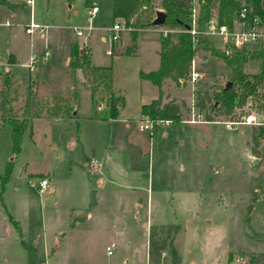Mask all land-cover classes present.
<instances>
[{
	"label": "rangeland",
	"instance_id": "374dc122",
	"mask_svg": "<svg viewBox=\"0 0 264 264\" xmlns=\"http://www.w3.org/2000/svg\"><path fill=\"white\" fill-rule=\"evenodd\" d=\"M8 1L21 6V1ZM33 1V22L46 26L42 33H34L29 39L22 26L26 14L14 11L16 45L23 54L20 59L23 65L16 66L11 82L19 100L16 105L26 97L28 90L31 96L52 95L60 85L66 84L69 79L64 59L71 41L79 47L90 48L92 65L110 68L108 84L115 96L118 93L123 96V105L116 108L114 117H110L107 95L101 83L92 82L85 72L74 70L71 81L78 82L74 114L67 119L43 121L33 126L35 146L26 128L18 151L13 153L10 126L8 123L0 126V176L8 168L5 182L0 183L3 206L13 212L25 207L32 211L44 207L60 213L73 209L77 216L90 208L101 213L115 209L132 212V199L136 198L142 202L140 216L136 219L129 216L121 235L124 241L132 237L138 241L139 247L135 250L140 256H145L148 240L152 255L156 254L158 259L165 254L170 257L172 242L180 248L184 258L189 257V261L222 264V248L228 230L238 235L248 222L254 176L248 142L250 140L252 150L256 147L262 151L261 135L264 132V129L245 125L235 130L225 128L221 122L235 119L238 106L229 114L210 109L212 93L227 81L226 65L212 56H196L194 69L204 75L201 79L194 82L190 76L189 80L179 84L165 79L160 87L162 103L175 101L184 121L151 120L141 116L140 106L157 99L159 87L141 79L140 72L157 68L159 39L164 28L142 30L134 41H131L130 31H124L110 47L102 37L117 21L111 16V0ZM90 4L98 8L90 19L91 29L86 36L76 37L72 26L85 23L86 8ZM10 13V9L0 6V35L6 29L4 19L12 21ZM208 39L215 47H223L219 37ZM133 43L135 52L127 53L134 47ZM109 48L111 55L106 54ZM45 49L47 60L42 59ZM31 56L35 61L29 70ZM1 83L3 85L2 77ZM91 87H96L92 101ZM262 93L256 104L264 116V105H261L264 91ZM198 97L203 99V108L197 106ZM3 100L4 95L0 92V103ZM46 101L37 103V111L46 109ZM99 101L103 106L98 116H94L95 104ZM192 112H200L208 121L211 117L217 123H187L185 120ZM144 123L150 128L140 130L139 124ZM76 133L78 141H74ZM88 158L100 162V173L86 167ZM47 170L52 174V188L48 186L39 193L29 184L42 177L48 178L39 175ZM147 198L152 202L149 217L145 206ZM172 204L178 206L176 215L171 209ZM181 209H184L182 213ZM257 209L264 211V200L257 203ZM104 218L110 217L98 219ZM114 237L105 239L93 234L88 247L68 249L66 254L80 261L88 258L104 260V245H109L112 240L115 244L117 238ZM116 250L119 249L114 247L109 259L119 256ZM131 250L134 248H124L123 256L128 257ZM237 255L245 256L250 264L264 260L260 256L252 260L250 254L245 253Z\"/></svg>",
	"mask_w": 264,
	"mask_h": 264
},
{
	"label": "crops",
	"instance_id": "0c3cea01",
	"mask_svg": "<svg viewBox=\"0 0 264 264\" xmlns=\"http://www.w3.org/2000/svg\"><path fill=\"white\" fill-rule=\"evenodd\" d=\"M18 1H21V6L16 2H13V4H15L14 7L8 8L10 9V15L13 22L4 19V21H8L9 24H4L6 29L4 33H1L0 35V72L3 78V85L0 82V92L4 95V100L2 103H0V126L5 123L7 124L3 113L5 110V105H8L12 115L18 118L21 115L24 100L26 98L24 97L20 100V103L18 104L20 106L19 107L16 105L19 100H17L15 97L13 88H11L12 78H14L16 72V66L23 65V62H21L22 60H20L23 54L16 45L17 35L13 29L16 26V23L14 22V11L20 10L24 11L26 14V19L24 22H22V26L24 27V25L29 21L30 17L31 20L34 21L32 16L34 1L31 10L29 7L24 5L22 2L23 0ZM68 8H70V5H68ZM163 30L164 29L161 31L159 39V50ZM133 46L134 47L130 49V52L128 53L135 52L134 43ZM246 48L252 51L258 50V47L255 45H249ZM64 63L69 79L67 80L66 84L64 83L60 85L55 94L44 96H38L34 94L31 96L30 109L32 118L27 129H29V136L33 146L36 145L33 137V126L43 121L55 122L65 118H70V115H65L62 117L49 116L45 114L44 110L41 108H39L37 111V103H42L45 100H49L53 97L58 99L64 98L67 97L73 89L76 90V85L78 82L76 80H74L76 83L71 81L72 74L68 69V53L66 54ZM90 65L94 66L91 64V52ZM202 76L204 75L202 74ZM117 95L121 96L119 93ZM121 97L123 105V96ZM90 99L92 101L91 94ZM122 105L120 106L117 104V107H122ZM262 108H264V106ZM260 129H264V127H261ZM74 141H78V138L75 137ZM69 142L73 145V140H70ZM248 145L250 148L251 158L253 160L254 170V176L250 188L251 204L248 222L238 235H236L235 232L232 233L233 230H228L226 240L224 241V246L222 248V256L224 258L221 262L222 264H234L237 253L250 254L252 260H255L254 257L256 258V256L264 257V211H258L257 209V203L262 199L260 192L264 191V148L262 151L256 147L254 149L255 151L252 150V147L250 146V140ZM89 159L90 158L87 159L86 167L89 168L90 171L100 173V162L96 159L97 165L89 167ZM39 175L40 177L46 175L48 176V179L50 177L48 180V186L49 189L52 188L51 186L53 180L51 178L52 174H50V171L47 170L43 173L40 172ZM99 181L101 183V180L98 179V182ZM44 190L41 192L39 191V193H43ZM151 205V199L147 198L145 206L148 217L150 216L149 212L151 211ZM132 207L133 211H126V213L125 209H115L110 212L102 211L101 213V211L90 208L89 210H85L83 213H77L76 216V212H74L73 209H69L67 212L60 213L55 209H45L44 207L37 211H32L25 207L17 212H13L11 209L6 210L0 200V264H198L193 259L189 261V257L184 258L181 254L180 248H178L177 245L173 244L172 242L170 243V257H166L167 254H165L164 257L162 256L158 259L156 254L152 255V250L148 240L146 241L145 256H140L138 251L135 250L139 247L137 244L138 241L134 240V237L124 241L123 235H121V232L123 231L122 226L129 222L128 217L131 216L136 219L140 216L142 202H140V200H136V198H133ZM171 209L175 211V215L176 211L179 210L178 206L173 204ZM183 210L184 209H181L180 212L182 213ZM100 216H106L110 218L98 219ZM93 234H98L100 237H104L105 239L111 235L115 236L114 238L117 239H115L114 245L117 249H119L116 250V252H119V256L115 259H109L108 257L112 256V253L110 255L106 254L105 247L107 244L104 245V260L88 258L85 261H80L72 258L70 254H66L69 253L68 249L80 246L88 247L91 243ZM111 243H114V240H112ZM124 248H134V250H131L129 253H127V257L123 256L122 254ZM61 249L63 250V256L62 254L60 255ZM29 253L31 254L30 258ZM254 264H264V260L263 263H256V261H254Z\"/></svg>",
	"mask_w": 264,
	"mask_h": 264
},
{
	"label": "trees",
	"instance_id": "16d2710c",
	"mask_svg": "<svg viewBox=\"0 0 264 264\" xmlns=\"http://www.w3.org/2000/svg\"><path fill=\"white\" fill-rule=\"evenodd\" d=\"M69 2V0H67ZM247 4L252 13L264 14V0H197L198 15L196 33L192 35L188 30L191 27V0H111V16L113 20H121L129 28L131 41H134L138 31L148 28H164L170 30L162 34L159 50V65L155 70L147 73L140 72V78L149 80L159 87V96L150 103L141 104L140 114L151 120L182 121L179 105L175 101L162 103L160 87L165 79H171L177 84L189 80L194 58L209 56L220 59L226 65L225 76L227 81L219 85L212 93L213 103L210 109L229 114L235 106L242 105L248 96L254 102L263 95L264 91V49L252 51L249 49H232L225 53L202 34V30L214 14V7L220 23L233 27L241 8ZM1 6L14 7L8 0H0ZM158 10L165 13L166 19L162 25H154L153 20ZM130 51H127V53ZM68 69L80 70L90 77V81H99L107 95V107L110 117L117 113V104L122 105V97L114 95L108 84L110 79L109 67H95L90 65V49L79 47L71 41L68 50ZM230 82L231 86L227 87ZM74 83H76L74 81ZM96 87L90 88L91 98ZM44 113L52 117H62L74 114L77 106V93L73 89L64 98H51L46 101ZM31 94L28 90L24 100L21 115L16 118L12 115L8 105H5L4 116L10 126V137L13 153L19 149L21 135L29 126L32 114L30 109ZM264 105V102L261 103ZM197 106L203 108L202 97H198ZM94 116L98 112L94 109ZM209 120H212L209 117ZM77 132V131H76ZM77 138V133L75 135ZM8 168L0 176L1 185L5 182ZM31 254L29 253V258Z\"/></svg>",
	"mask_w": 264,
	"mask_h": 264
},
{
	"label": "built area",
	"instance_id": "2783aa9c",
	"mask_svg": "<svg viewBox=\"0 0 264 264\" xmlns=\"http://www.w3.org/2000/svg\"><path fill=\"white\" fill-rule=\"evenodd\" d=\"M24 5L29 7L31 10L33 6V0H23ZM98 8L95 4H90L86 8L85 12V23L79 26H72V30L76 37L86 36L91 29L90 19L97 13ZM31 15V12H30ZM198 15V4L197 0H191V27L188 29L192 35L196 33V20ZM5 25H8V21H4ZM46 26L35 23L31 20L24 25V32L31 37L34 33H42ZM129 30V28L124 24L123 21L117 20L112 23V25L106 30V35L102 37V40H106L109 43V46L113 45L120 37V34L124 31ZM170 30H163V34H166ZM171 32V31H170ZM204 36L209 38L210 36H217L221 39L223 43L222 50L225 53H229L232 49H243L248 47L249 45H255L258 47V50L264 49V14L259 15L257 13H252L251 8L245 4L241 8L237 18L235 19L233 27H229L227 24L220 23L217 18V15L213 14L210 19L205 24L203 30L201 31ZM107 55H111V49L106 50ZM48 51L44 50L42 59L47 60ZM30 64L29 70L32 69L31 64L35 61L34 57H29ZM1 72H0V82H1ZM203 76L200 72L194 69V61L192 63L191 70V79L192 81H197L201 79ZM103 106L102 101H99L95 104V110L97 112L101 111ZM194 108V107H193ZM237 116L233 120L221 122L225 128L230 130H235L241 125L251 126L260 129L264 127V116H262L261 111L257 108V104L254 102L252 96H248L247 100L241 105L235 108ZM163 121V120H162ZM191 124L197 123H209L214 122L213 120H207L204 117V114L200 112H192L189 119L185 120ZM164 122H170L169 120H165ZM140 130H146L150 128V125L147 123L139 124ZM261 144L264 148V132L261 135ZM97 165V161L94 158H90L88 160V166L93 167ZM30 186H34L38 189V191H43L48 186V178L42 177L39 178L36 183L29 184ZM261 198L264 200V191L260 192ZM114 243H110L105 247V251L107 255L112 253L114 249ZM234 264H250V261L243 255H237L235 257Z\"/></svg>",
	"mask_w": 264,
	"mask_h": 264
},
{
	"label": "water",
	"instance_id": "95a60500",
	"mask_svg": "<svg viewBox=\"0 0 264 264\" xmlns=\"http://www.w3.org/2000/svg\"><path fill=\"white\" fill-rule=\"evenodd\" d=\"M165 19H166L165 13L163 11H161V10H158L157 13H156V17L153 20V24L157 25V26L162 25V24H164ZM226 86L230 87L231 83L228 82Z\"/></svg>",
	"mask_w": 264,
	"mask_h": 264
}]
</instances>
